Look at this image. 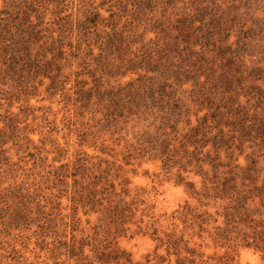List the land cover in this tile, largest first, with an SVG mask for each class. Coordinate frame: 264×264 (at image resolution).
<instances>
[{
  "label": "trees",
  "instance_id": "1",
  "mask_svg": "<svg viewBox=\"0 0 264 264\" xmlns=\"http://www.w3.org/2000/svg\"><path fill=\"white\" fill-rule=\"evenodd\" d=\"M1 1L0 91L28 98L44 80L58 89L70 76L88 77L85 94H93L107 122L141 125L135 138L146 142L153 159L198 176L204 197L225 203L227 224L246 223L264 234V89L256 85L264 78L261 27L212 14L213 3L187 4L192 12L181 6L174 14L182 2L80 0V18L64 14L68 0ZM247 59L257 66H246ZM74 60L81 70H71ZM95 68L134 78L106 89ZM108 189L106 213L117 221L125 209L108 201L117 195ZM114 253L117 264H133L123 251Z\"/></svg>",
  "mask_w": 264,
  "mask_h": 264
},
{
  "label": "rangeland",
  "instance_id": "2",
  "mask_svg": "<svg viewBox=\"0 0 264 264\" xmlns=\"http://www.w3.org/2000/svg\"><path fill=\"white\" fill-rule=\"evenodd\" d=\"M81 1L68 0L64 14L81 18ZM176 1L183 5L176 4L174 14L181 6L192 12L190 4L213 3L212 14L264 33V0ZM253 49L258 60L260 47ZM78 62L72 71L81 70ZM94 74L106 89L134 78L96 68ZM79 80L88 85L80 87ZM256 85L264 89V78ZM47 87L44 80L28 98L0 91V264H117L115 249L133 264H264L261 230L227 224L225 203L204 197L198 176L172 163L164 167L146 142L139 145L141 125L107 122L93 94H85L92 87L88 77ZM237 163L244 166L243 157ZM110 185L117 195L108 201L125 209L117 221L106 213Z\"/></svg>",
  "mask_w": 264,
  "mask_h": 264
}]
</instances>
